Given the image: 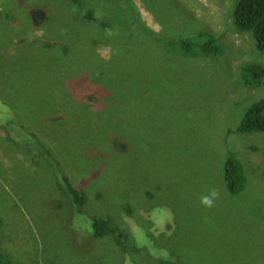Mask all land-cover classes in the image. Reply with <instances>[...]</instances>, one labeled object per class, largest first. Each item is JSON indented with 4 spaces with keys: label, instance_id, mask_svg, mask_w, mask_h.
Segmentation results:
<instances>
[{
    "label": "rangeland",
    "instance_id": "1",
    "mask_svg": "<svg viewBox=\"0 0 264 264\" xmlns=\"http://www.w3.org/2000/svg\"><path fill=\"white\" fill-rule=\"evenodd\" d=\"M237 1L0 0V116L32 146L31 159L0 127L3 261L264 264V132H236L264 99V79L242 75L264 67V51L235 28ZM199 32L223 53L165 45ZM45 152L82 208H69ZM229 154L247 180L236 196ZM107 218L116 232L94 237L93 220Z\"/></svg>",
    "mask_w": 264,
    "mask_h": 264
},
{
    "label": "trees",
    "instance_id": "2",
    "mask_svg": "<svg viewBox=\"0 0 264 264\" xmlns=\"http://www.w3.org/2000/svg\"><path fill=\"white\" fill-rule=\"evenodd\" d=\"M233 22L238 31L250 32L256 42L257 49L264 51V0H238L233 11ZM165 45L172 53L184 56H218L223 53V48L218 38L207 32H199L186 39L169 40ZM242 75L245 84L251 86L260 85L264 79V67L258 64L247 65L242 69ZM3 107L6 108L5 106ZM1 112L2 110H0V114ZM0 127L9 132L8 139L10 142L23 149L32 159V146L21 139L25 132L19 127L14 116H0ZM236 132L241 135L264 132V99L249 107L242 117ZM31 135L32 138L35 137V135ZM45 158L48 159V162L51 161L54 166L53 174L56 177V182H58V191L62 193L67 200L66 202L69 203V208H71V204H73V207L82 208L85 202L83 192L74 189L63 174H58L56 160L53 161L48 152H45ZM223 181L228 194L232 196L239 195L245 189L247 180L244 169L234 154H229L224 162ZM1 228L2 221L0 219V230ZM93 229V236L97 238L113 235L116 232V228L109 218L93 220ZM0 264L20 263L5 262L0 255ZM160 264L176 263L166 260L161 261Z\"/></svg>",
    "mask_w": 264,
    "mask_h": 264
},
{
    "label": "clouds",
    "instance_id": "3",
    "mask_svg": "<svg viewBox=\"0 0 264 264\" xmlns=\"http://www.w3.org/2000/svg\"><path fill=\"white\" fill-rule=\"evenodd\" d=\"M217 197L218 191L216 189H212L207 195L201 197L200 203L205 207H213Z\"/></svg>",
    "mask_w": 264,
    "mask_h": 264
},
{
    "label": "flooded vegetation",
    "instance_id": "4",
    "mask_svg": "<svg viewBox=\"0 0 264 264\" xmlns=\"http://www.w3.org/2000/svg\"><path fill=\"white\" fill-rule=\"evenodd\" d=\"M42 13L41 12H39V11H35V12H33L32 13V18H33V21L36 23V20H42Z\"/></svg>",
    "mask_w": 264,
    "mask_h": 264
}]
</instances>
